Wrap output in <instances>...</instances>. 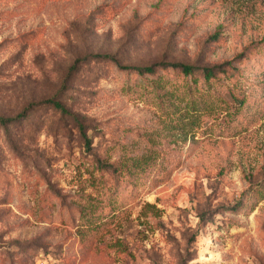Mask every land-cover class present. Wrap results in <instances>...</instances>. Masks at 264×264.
<instances>
[{
	"label": "rangeland",
	"instance_id": "1",
	"mask_svg": "<svg viewBox=\"0 0 264 264\" xmlns=\"http://www.w3.org/2000/svg\"><path fill=\"white\" fill-rule=\"evenodd\" d=\"M21 113L0 264H264V0H0V117Z\"/></svg>",
	"mask_w": 264,
	"mask_h": 264
},
{
	"label": "trees",
	"instance_id": "2",
	"mask_svg": "<svg viewBox=\"0 0 264 264\" xmlns=\"http://www.w3.org/2000/svg\"><path fill=\"white\" fill-rule=\"evenodd\" d=\"M259 44H257L255 46V49H253L254 51H251L249 53L250 54H255V52L257 51V53L260 51V49H258ZM245 53H242L240 57H237L236 60H241L242 57H245ZM95 58V59H99V60H111L112 62H115L116 64H118V66H120L121 68L125 69V70H129V71H135L137 74L140 75H149V76H153L155 75L159 69H169V68H173V69H179L181 73H183L186 76H190V77H197L198 73L201 72V75L203 76V79L205 82L211 84L215 81H219L220 76L225 75L227 76V69H223L222 66H215V67H210V66H205V67H198L196 65L193 64H185V63H171V62H159V63H155L149 66H122L119 64V62L117 61V59L114 56L108 55V54H94V55H89L85 58H83V60H86L88 58ZM246 58H248V55L246 56ZM82 60H79L75 63V65L73 66L74 68H77L78 64L81 62ZM235 74H231L227 77H233ZM240 88L234 90H231V95H232V102H235V108L234 111L235 113H238V111H240L244 105L245 99L242 95V93L240 92ZM45 103L47 104H51L53 105L56 109H59L63 114H71L64 105H62L60 102L55 101L53 99H48L47 101H45ZM234 113V114H235ZM25 115V113H21L20 115H18V117H14V118H4V117H0V124L7 126L8 124H11L13 122H15L16 120L20 119L21 117H23ZM82 127V126H81ZM83 137L86 143L87 148H90V139L88 138V136L86 135V133H83ZM99 165L102 168H111L112 165H108L105 164L103 162H99Z\"/></svg>",
	"mask_w": 264,
	"mask_h": 264
}]
</instances>
